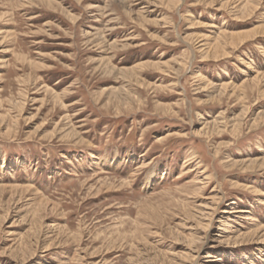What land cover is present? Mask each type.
Masks as SVG:
<instances>
[{
    "label": "rangeland",
    "instance_id": "obj_1",
    "mask_svg": "<svg viewBox=\"0 0 264 264\" xmlns=\"http://www.w3.org/2000/svg\"><path fill=\"white\" fill-rule=\"evenodd\" d=\"M254 161L264 0H0V264H264Z\"/></svg>",
    "mask_w": 264,
    "mask_h": 264
},
{
    "label": "bare ground",
    "instance_id": "obj_2",
    "mask_svg": "<svg viewBox=\"0 0 264 264\" xmlns=\"http://www.w3.org/2000/svg\"><path fill=\"white\" fill-rule=\"evenodd\" d=\"M155 2V1H154ZM64 8V7H63ZM252 8V7H251ZM256 33V32H255ZM252 35V34H251ZM257 36V35H256ZM224 37H226V36H224ZM236 38V37H235ZM251 38V37H250ZM206 40V39H205ZM221 40H222V38H221ZM212 43V42H211ZM225 43V42H224ZM232 43V42H231ZM217 44V43H216ZM213 45V44H212ZM215 45V44H214ZM231 45V44H230ZM217 46H219V45H217ZM209 44L207 43V42H205L204 40H202V41H200L199 42V48L200 49H202V50H207V48L209 49ZM143 66V65H142ZM257 79V78H256ZM254 80V79H253ZM236 126V125H235ZM205 128V127H204ZM237 129H238V127H237ZM246 163V162H245ZM248 164V163H247ZM246 164V165H247ZM251 164H252V166H254V167H257V166H259L261 169L262 168H264V161H254V162H251ZM249 165V164H248ZM219 230H220V228H219ZM261 232V231H260ZM217 235V234H216ZM260 238V237H259Z\"/></svg>",
    "mask_w": 264,
    "mask_h": 264
}]
</instances>
